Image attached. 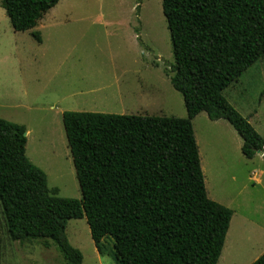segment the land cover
Listing matches in <instances>:
<instances>
[{"label":"trees","instance_id":"trees-1","mask_svg":"<svg viewBox=\"0 0 264 264\" xmlns=\"http://www.w3.org/2000/svg\"><path fill=\"white\" fill-rule=\"evenodd\" d=\"M61 0H1L15 32L37 27ZM174 64L169 75L186 118L65 112L82 199L50 191L26 155V128L0 118V205L14 242L51 241L64 264H83L67 237L86 218L100 254L117 264H218L234 212L211 200L193 121H227L242 154L264 159V139L224 92L264 57V0H162ZM42 42L40 33H32ZM2 246L0 238V264ZM252 264H264V254Z\"/></svg>","mask_w":264,"mask_h":264},{"label":"rangeland","instance_id":"rangeland-1","mask_svg":"<svg viewBox=\"0 0 264 264\" xmlns=\"http://www.w3.org/2000/svg\"><path fill=\"white\" fill-rule=\"evenodd\" d=\"M173 64L162 0H61L28 32L14 31L0 0V118L29 131L26 155L58 197L82 199L63 113L186 118L184 99L169 78ZM224 96L264 139V57ZM193 124L208 195L223 192L237 212L218 264H252L264 254V190L248 181L243 140L206 113ZM213 141L224 156L210 152ZM261 155L250 163L252 169L264 170ZM66 234L83 264H117L113 240L104 242L100 254L86 218L70 220ZM0 238L1 264H64L52 241L49 248L40 240L12 241L1 205Z\"/></svg>","mask_w":264,"mask_h":264},{"label":"crops","instance_id":"crops-1","mask_svg":"<svg viewBox=\"0 0 264 264\" xmlns=\"http://www.w3.org/2000/svg\"><path fill=\"white\" fill-rule=\"evenodd\" d=\"M67 112V111H66ZM65 113V112H64ZM63 113V114H64ZM202 114V113H201ZM201 114H199L194 120H196ZM207 115V114H206ZM194 122V121H193ZM227 121H225V120H220V121H213V123H215V125L217 126V127H219V126H222V127H228L227 129L229 130V131H233V130H230L231 128H229V127H232L228 122V124L230 125V126H228V124L226 123ZM193 127H194V124H193ZM233 128V127H232ZM234 129V128H233ZM234 131H235V129H234ZM195 132V131H194ZM236 132V131H235ZM229 133V132H228ZM233 133V132H232ZM237 133V132H236ZM230 134V133H229ZM234 134V133H233ZM29 135V131H28V133H27V129H26V136H28ZM235 135V134H234ZM237 135H238V133H237ZM212 136H215L214 134H212ZM196 137V136H195ZM238 137H240L239 135H238ZM235 138L237 139V141H239L238 140V138H237V136H235ZM234 138V139H235ZM241 138V137H240ZM242 139V138H241ZM28 140V139H27ZM197 141V140H196ZM240 143V150L242 149V146H243V141H242V143L241 142H239ZM212 144V145H211ZM213 147V148H212ZM210 152H213V153H217V155H220V156H224V150H221L220 148H219V145H218V143L216 142H211L210 143ZM199 153H200V151H199ZM241 153H242V151H241ZM243 155V154H242ZM244 156V155H243ZM245 157V156H244ZM261 157H263V155H261ZM240 158V157H239ZM245 159L248 161V166L250 167V170H251V175L252 176H250L249 178H248V181H252V183H253V188H255L256 187V185L258 184L261 188H262V190H264V170L261 168H254V169H252V166H251V164L250 163H252L254 160V158L253 159H247L246 157H245ZM247 166V167H248ZM257 174L259 175V176H257ZM250 187V186H249ZM248 186H245L244 187V190L248 193V194H251V192L249 191V188ZM209 196V195H208ZM241 196L243 197V206H244V203H246L247 202V199H246V196H244L243 195V193H241ZM211 200H213V201H215V202H217V203H219V204H221V205H223V206H225V207H227V208H229V209H231L233 212H234V216H235V214L237 213L236 211H235V209H234V207H232L233 205L232 204H230V200H228L227 198H225V196H224V193L223 192H218V191H216V192H214V194H210V197H209ZM260 202H261V200H260ZM259 201H258V199L256 198V201H255V207L257 208V210H255L256 212H260L261 211V209H262V205H261V203H260ZM242 206V207H243ZM245 206L246 207H249V212H250V210H251V206H250V204L248 203V204H245ZM243 216V215H242ZM243 217H246V216H243Z\"/></svg>","mask_w":264,"mask_h":264},{"label":"water","instance_id":"water-1","mask_svg":"<svg viewBox=\"0 0 264 264\" xmlns=\"http://www.w3.org/2000/svg\"><path fill=\"white\" fill-rule=\"evenodd\" d=\"M26 135V134H25Z\"/></svg>","mask_w":264,"mask_h":264}]
</instances>
